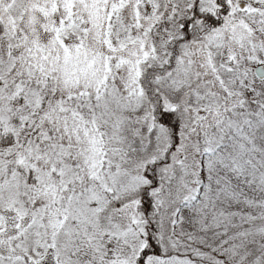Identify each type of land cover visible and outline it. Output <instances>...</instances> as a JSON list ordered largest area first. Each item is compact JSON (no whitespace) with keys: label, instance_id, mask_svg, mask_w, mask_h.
<instances>
[{"label":"snow or ice","instance_id":"1","mask_svg":"<svg viewBox=\"0 0 264 264\" xmlns=\"http://www.w3.org/2000/svg\"><path fill=\"white\" fill-rule=\"evenodd\" d=\"M0 264H264V0H0Z\"/></svg>","mask_w":264,"mask_h":264}]
</instances>
